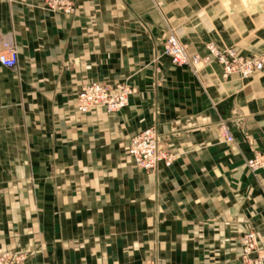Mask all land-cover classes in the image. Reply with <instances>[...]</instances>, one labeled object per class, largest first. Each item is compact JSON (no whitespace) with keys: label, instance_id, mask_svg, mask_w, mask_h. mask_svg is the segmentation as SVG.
<instances>
[{"label":"crops","instance_id":"obj_1","mask_svg":"<svg viewBox=\"0 0 264 264\" xmlns=\"http://www.w3.org/2000/svg\"><path fill=\"white\" fill-rule=\"evenodd\" d=\"M174 31L191 56L207 44L264 52V0H0V252L24 264H241L240 236L264 248V76L199 72L164 53ZM259 72V71H258ZM100 82L127 106L81 112ZM234 137L227 141L221 125ZM154 126L172 164L135 166L130 138Z\"/></svg>","mask_w":264,"mask_h":264},{"label":"built area","instance_id":"obj_2","mask_svg":"<svg viewBox=\"0 0 264 264\" xmlns=\"http://www.w3.org/2000/svg\"><path fill=\"white\" fill-rule=\"evenodd\" d=\"M47 8L53 12L72 14L75 11L76 0H45ZM208 52L205 56H191L187 46L172 31L164 43V53L168 55L176 66H188L194 72H199L205 65L218 62L222 65L225 76L237 74L242 79L263 70V56H242L233 48L221 49L215 43L207 44ZM0 63L9 69L18 66V51L16 46L3 40L0 50ZM132 89L126 84L115 86L100 82H91L82 86L78 97L77 107L81 112H88L92 108L103 107L108 112L116 113L124 109L129 101ZM222 135L227 141L234 137L228 125H221ZM163 137L157 128L150 126L130 138L128 154L135 166L144 171L155 170L160 162L170 165L175 155L167 150L163 144ZM253 170L264 167V152L257 153L249 161ZM242 245L241 264H264V248L259 244L255 231L249 230L240 236ZM21 256L11 252H0V264H21Z\"/></svg>","mask_w":264,"mask_h":264},{"label":"rangeland","instance_id":"obj_3","mask_svg":"<svg viewBox=\"0 0 264 264\" xmlns=\"http://www.w3.org/2000/svg\"><path fill=\"white\" fill-rule=\"evenodd\" d=\"M264 55V52H261V53H259V54H254L253 56H263ZM256 76H264V68H263V70H261V71H259V72H257L256 74H255ZM250 78V77H249ZM249 78H244V80H248ZM8 252H10V251H8ZM11 253H13V254H15L16 256H21L22 258V262H21V264H24V262H25V256H24V254L23 253H18V254H16V253H14V252H11Z\"/></svg>","mask_w":264,"mask_h":264}]
</instances>
